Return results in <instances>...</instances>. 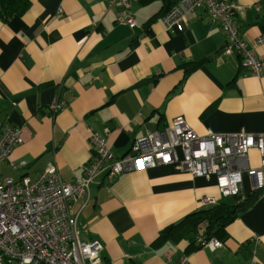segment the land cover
Wrapping results in <instances>:
<instances>
[{
  "label": "crops",
  "instance_id": "1",
  "mask_svg": "<svg viewBox=\"0 0 264 264\" xmlns=\"http://www.w3.org/2000/svg\"><path fill=\"white\" fill-rule=\"evenodd\" d=\"M232 1L238 38L259 57L261 76L237 53L223 52L225 34L203 8L182 30L166 26L163 15L175 0L134 1L133 29L117 22L118 7L108 0H29L22 15L0 20V122L24 134L0 176L34 178L52 162L73 183L95 154L93 132L121 158L134 139L176 117L198 135L264 134V0ZM248 157L256 167L259 153ZM262 188L253 189L244 173L241 193L222 196L213 176L165 164L101 174L87 204L72 208L81 240L101 242L105 264H174L182 255L190 264H264ZM255 190L252 205L227 225L221 248L191 250L187 241L159 236L203 208V197L236 204Z\"/></svg>",
  "mask_w": 264,
  "mask_h": 264
},
{
  "label": "built area",
  "instance_id": "2",
  "mask_svg": "<svg viewBox=\"0 0 264 264\" xmlns=\"http://www.w3.org/2000/svg\"><path fill=\"white\" fill-rule=\"evenodd\" d=\"M136 0H108L118 7L117 22L133 29L137 26L131 11ZM203 8L209 19L217 21L225 34L223 52L237 53L243 66L251 74L261 76L259 57L246 48L238 38L232 19L235 5L232 0H178L163 15L168 27L182 30L188 16ZM60 12V10H59ZM53 103L51 109H60ZM107 132V130H106ZM95 154L83 167L73 183H65L52 162L31 178L27 175L15 180L0 176V264H105L102 244L98 240L84 241L77 226V213L72 204L89 200V188L101 174L117 176L123 172L147 169L157 165L174 164L194 176L215 178L222 196L241 193L242 174L253 179V189L264 186V134L244 130L235 133L196 134L182 117L174 118L164 130L148 131L134 139L128 154L117 158L108 149L106 139L99 133L91 134ZM24 142L23 128L0 122V163L8 160L13 148ZM259 153L256 167L249 164V153ZM24 162L15 165L22 166ZM211 197L201 198V205L214 204ZM199 247L221 248L217 238H196ZM174 264H190L182 255ZM249 264H256L252 259Z\"/></svg>",
  "mask_w": 264,
  "mask_h": 264
},
{
  "label": "trees",
  "instance_id": "3",
  "mask_svg": "<svg viewBox=\"0 0 264 264\" xmlns=\"http://www.w3.org/2000/svg\"><path fill=\"white\" fill-rule=\"evenodd\" d=\"M177 1L170 3V7ZM29 6V0H0V20L7 21L11 17L20 16ZM258 191L260 190L253 191L247 198L236 204L221 202L211 206H203V208L188 214L177 223L167 225L159 233V236L169 237L172 242L187 241L188 249L191 250L200 248L195 241L197 237L203 239L217 238L223 242L228 238L227 225L240 212L252 205Z\"/></svg>",
  "mask_w": 264,
  "mask_h": 264
},
{
  "label": "rangeland",
  "instance_id": "4",
  "mask_svg": "<svg viewBox=\"0 0 264 264\" xmlns=\"http://www.w3.org/2000/svg\"><path fill=\"white\" fill-rule=\"evenodd\" d=\"M6 166L3 163H0V173L2 174V176L6 174ZM7 175V174H6Z\"/></svg>",
  "mask_w": 264,
  "mask_h": 264
}]
</instances>
